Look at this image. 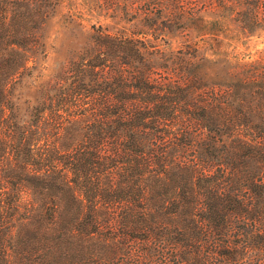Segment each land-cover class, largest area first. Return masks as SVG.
Returning <instances> with one entry per match:
<instances>
[{
	"label": "trees",
	"instance_id": "1",
	"mask_svg": "<svg viewBox=\"0 0 264 264\" xmlns=\"http://www.w3.org/2000/svg\"><path fill=\"white\" fill-rule=\"evenodd\" d=\"M210 1L227 14L235 0ZM53 2L0 0V264H264V58L219 94L186 90V61L177 90L146 66L90 105L68 68L21 108L13 90L34 75ZM261 6L249 2L254 26Z\"/></svg>",
	"mask_w": 264,
	"mask_h": 264
},
{
	"label": "rangeland",
	"instance_id": "2",
	"mask_svg": "<svg viewBox=\"0 0 264 264\" xmlns=\"http://www.w3.org/2000/svg\"><path fill=\"white\" fill-rule=\"evenodd\" d=\"M53 1L36 28L43 50L34 47L38 49L31 60L35 61L30 68L34 75L24 77L13 90L21 108L27 109L22 103L24 95L32 100L39 97L37 89L41 86L33 83L53 82L56 75H67L68 68H77L75 78L88 91L83 101L90 105L95 99L104 102L105 93L112 86L119 90L128 78L139 83L134 75L147 72L146 66L151 77L171 80L177 90L176 82L184 75L177 69L186 61L188 81L184 88L197 89L199 94L213 88L219 94L235 87L244 67L264 58V24L251 23L247 13L250 0L231 2L227 14L226 8L219 10L210 0H181L184 18L178 14V7L165 6L163 0ZM260 10L263 12L264 6ZM191 11L199 14L195 21L185 18ZM125 35L136 38L133 59L115 39ZM140 53L148 58L144 64ZM110 73H116V78L111 79ZM117 94L123 92L112 93L109 98L116 99ZM136 95L128 92L125 97L132 100ZM172 98L183 104L190 97L176 91ZM97 131L104 135L103 128ZM148 132L153 134V128Z\"/></svg>",
	"mask_w": 264,
	"mask_h": 264
}]
</instances>
